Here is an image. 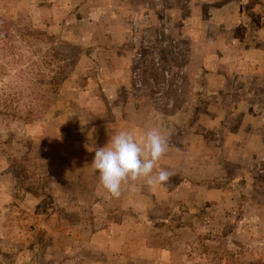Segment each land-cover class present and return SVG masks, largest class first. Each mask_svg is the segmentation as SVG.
Segmentation results:
<instances>
[{
  "label": "rangeland",
  "instance_id": "rangeland-1",
  "mask_svg": "<svg viewBox=\"0 0 264 264\" xmlns=\"http://www.w3.org/2000/svg\"><path fill=\"white\" fill-rule=\"evenodd\" d=\"M153 128L173 175L112 197L95 149ZM0 264H264V0H0Z\"/></svg>",
  "mask_w": 264,
  "mask_h": 264
},
{
  "label": "clouds",
  "instance_id": "clouds-1",
  "mask_svg": "<svg viewBox=\"0 0 264 264\" xmlns=\"http://www.w3.org/2000/svg\"><path fill=\"white\" fill-rule=\"evenodd\" d=\"M167 150L168 140L159 129L148 130L140 140L122 130L111 135L106 146L95 149L91 165L97 170L104 189L119 198L122 185L129 182L145 179L148 185L167 183L173 173L165 169L156 171Z\"/></svg>",
  "mask_w": 264,
  "mask_h": 264
},
{
  "label": "crops",
  "instance_id": "crops-1",
  "mask_svg": "<svg viewBox=\"0 0 264 264\" xmlns=\"http://www.w3.org/2000/svg\"><path fill=\"white\" fill-rule=\"evenodd\" d=\"M124 10V9H122ZM125 26L123 25H116V27L111 31L110 29L105 28L104 33L105 35V41H104V45H99L98 47H96L97 49H101L105 52V56L109 57L112 56L111 53L113 52L112 50L115 49V51H117V55L113 54V60L112 61H107V63L105 65L107 66H119L120 70L119 72H125L126 73V68L130 67L132 65L133 61V57L131 59L130 57V52L127 50L129 49V46H133V43L131 41H129V43H127V41L124 43L125 41ZM94 33L91 34V36H89V38L93 37ZM95 38V37H93ZM129 45V46H128ZM107 46V47H105ZM95 49V48H94ZM128 55V56H127ZM135 60V59H134ZM121 62V65H120ZM119 64V65H118ZM126 64V65H125ZM123 65V66H122ZM147 252H149V254L154 255L155 251H160L161 249H156L155 247L153 248H147ZM146 250V249H145Z\"/></svg>",
  "mask_w": 264,
  "mask_h": 264
},
{
  "label": "trees",
  "instance_id": "trees-1",
  "mask_svg": "<svg viewBox=\"0 0 264 264\" xmlns=\"http://www.w3.org/2000/svg\"><path fill=\"white\" fill-rule=\"evenodd\" d=\"M151 65L152 66H155V65L160 66V62H158V61H152Z\"/></svg>",
  "mask_w": 264,
  "mask_h": 264
},
{
  "label": "built area",
  "instance_id": "built-area-1",
  "mask_svg": "<svg viewBox=\"0 0 264 264\" xmlns=\"http://www.w3.org/2000/svg\"><path fill=\"white\" fill-rule=\"evenodd\" d=\"M156 60V59H155ZM156 61H158V60H156Z\"/></svg>",
  "mask_w": 264,
  "mask_h": 264
}]
</instances>
